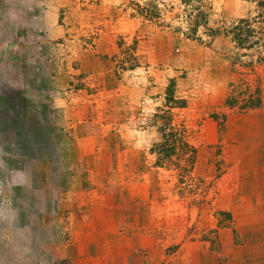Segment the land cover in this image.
Masks as SVG:
<instances>
[{
  "label": "rangeland",
  "instance_id": "obj_1",
  "mask_svg": "<svg viewBox=\"0 0 264 264\" xmlns=\"http://www.w3.org/2000/svg\"><path fill=\"white\" fill-rule=\"evenodd\" d=\"M262 1L0 0V264H89L79 253L99 250L100 264L145 261L93 243L96 207L72 217L86 245L68 244L90 169L100 191L134 193L168 264L264 253L242 199L260 176L242 160L264 143V50H239L230 32L264 30ZM92 140L105 150H75ZM80 157L113 165L77 170Z\"/></svg>",
  "mask_w": 264,
  "mask_h": 264
},
{
  "label": "crops",
  "instance_id": "obj_2",
  "mask_svg": "<svg viewBox=\"0 0 264 264\" xmlns=\"http://www.w3.org/2000/svg\"><path fill=\"white\" fill-rule=\"evenodd\" d=\"M72 97V96H71ZM79 98V95L74 96V98ZM86 103V102H83ZM75 107H80L79 104H76ZM75 116V115H74ZM73 117V116H72ZM73 123L75 127H78L79 125H82L84 121L81 119L72 118ZM97 135V133H96ZM87 137H85L86 139ZM93 140L90 142L89 146H85L81 143L77 144V148L75 149L78 151H85L86 149L90 150H98V151H104L106 145H100L98 148V144L92 143ZM252 151H255L257 153L256 157L254 158V154H251L250 159H244L242 160L243 166H245L247 169H252L253 173L255 172L256 175H260L258 178L254 177V180L251 183V190L250 193H247V195H244L242 199H245L243 201L244 208L248 209L245 213L249 216L250 214H256L258 220L256 223L248 221V223H245L246 226H248V230H258L264 231V143L256 144V147L251 149ZM102 157V154H100ZM83 156V154H82ZM85 157H80L77 162H75L74 166L77 167V170L81 167H86L87 165L92 166L94 165L97 170L99 168H102V166H108L113 165L112 162L109 164L107 163L106 159L103 158H95V160H84ZM90 161L91 163H89ZM246 161V162H245ZM245 169V168H244ZM82 171H84L82 169ZM257 171V172H256ZM85 172V171H84ZM88 173V178H85L84 175L78 174L77 181L80 183V189L74 191L73 196L71 197V200L75 202L74 208L71 207L70 214V238L68 244L71 247L80 248L81 246L84 247L86 244L83 243V240L86 238H89L88 235H83L85 233V229L87 226H79L78 224L73 226V215L76 213V210L79 209L80 212L86 215V211L88 208L96 207V212L90 216V220L87 222L94 223V226L90 227H99L100 231L103 233L100 235V241L99 239H96L93 243H96L97 245H102L103 247L107 246H113L117 249L118 254L116 253V249H114V255H120V254H127L129 251L132 250L134 253V256L137 255V258H142V260H145L141 264H168L171 263V259L173 257H168L166 255V252L163 251L162 254H158L161 249V245L163 244L159 237V230L154 229V226H146V225H140L138 222H140L141 213L138 212V207H140V204H136V197L133 194L129 193H123V192H115L112 190H103L100 191L98 186H92L95 183H98V178L100 174L94 172V170L90 169V171H86ZM242 172L244 174H250L252 171L247 170L246 173L242 169ZM96 177V178H95ZM83 178H85L88 181V184L92 186L90 189H83L84 183ZM99 184V183H98ZM257 201V202H256ZM74 204V203H73ZM76 207V208H75ZM253 208L260 209V212L254 211ZM261 212H263L261 214ZM128 213V218L125 216V214ZM83 216L78 219L79 222H82ZM98 220L100 221V225H98ZM130 220V221H128ZM128 221V222H127ZM138 221V222H137ZM106 222V225L104 224ZM259 227V228H258ZM97 230V228H96ZM108 236L109 239L106 238ZM93 238V235L90 237ZM102 239L106 241H101ZM263 241H261L258 245L262 247V250L264 251V237L262 238ZM230 242V238L228 240ZM67 244V243H66ZM229 244V243H228ZM81 247V248H82ZM91 252H87L85 254V258L83 255L79 253V256L83 257L85 260H81L82 263L84 261H88L89 264L93 263H105L108 253L103 255V260L100 259L101 252L100 250L98 252H94L95 254H90ZM90 254V255H89ZM106 255V256H105ZM189 255V254H188ZM161 256V257H160ZM187 256V255H186ZM70 259H72L71 256H69ZM159 260L156 261L155 258H158ZM161 258V260H160ZM118 262H121L123 264H134L132 260H121L118 257H116ZM169 259V260H167ZM186 264H203L200 261V256L190 254L186 260H184ZM120 263V264H121ZM243 263L246 264H264V253L259 256H250L249 259H244Z\"/></svg>",
  "mask_w": 264,
  "mask_h": 264
},
{
  "label": "trees",
  "instance_id": "obj_3",
  "mask_svg": "<svg viewBox=\"0 0 264 264\" xmlns=\"http://www.w3.org/2000/svg\"><path fill=\"white\" fill-rule=\"evenodd\" d=\"M260 7H264V0L261 2ZM264 20V15L260 16ZM264 23V22H263ZM253 28L252 24L249 21H241L237 23L230 32L233 37L234 43H236L239 50L242 51H252L255 48H259L262 51L264 50V30H257ZM261 60V59H260ZM261 61H264V57Z\"/></svg>",
  "mask_w": 264,
  "mask_h": 264
}]
</instances>
